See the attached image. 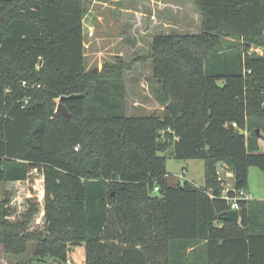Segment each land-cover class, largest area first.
Returning a JSON list of instances; mask_svg holds the SVG:
<instances>
[{
	"label": "trees",
	"instance_id": "obj_1",
	"mask_svg": "<svg viewBox=\"0 0 264 264\" xmlns=\"http://www.w3.org/2000/svg\"><path fill=\"white\" fill-rule=\"evenodd\" d=\"M114 1L0 0L4 253L32 247L34 259L66 264L82 247L84 264H264V201L240 202L238 224L218 218L229 210L226 173L246 191L249 169L264 172V0H194L201 31L156 35L145 56L162 109L130 116V66L116 56L84 67L88 4ZM59 102L69 118L56 115ZM167 157L203 161L204 188L169 185Z\"/></svg>",
	"mask_w": 264,
	"mask_h": 264
},
{
	"label": "rangeland",
	"instance_id": "obj_2",
	"mask_svg": "<svg viewBox=\"0 0 264 264\" xmlns=\"http://www.w3.org/2000/svg\"><path fill=\"white\" fill-rule=\"evenodd\" d=\"M82 25L83 35H87L89 28L93 32L90 39L84 37V43L88 45L84 49L87 71L100 68L104 63H113L116 56L130 66L125 76L126 110L130 116L161 110L151 92L152 66L145 57L149 54L153 37L172 33L198 34L201 31V16L194 0H122L88 4ZM166 171L169 185L182 181L178 176L184 172L185 179H190L198 188H204V162L201 160L178 161L167 157ZM225 182L226 185L231 183L228 175ZM247 186L252 191V197H264V172L250 168ZM5 189L14 192V188L9 186ZM16 189L21 192L23 185H16ZM12 194L16 197L18 193ZM23 197L19 199L23 200ZM17 201L18 198L14 202ZM31 248L24 255L12 257L7 256L0 245V264H57L51 259H34ZM198 253L200 255V251ZM69 260L71 264H84V249H74Z\"/></svg>",
	"mask_w": 264,
	"mask_h": 264
},
{
	"label": "built area",
	"instance_id": "obj_3",
	"mask_svg": "<svg viewBox=\"0 0 264 264\" xmlns=\"http://www.w3.org/2000/svg\"><path fill=\"white\" fill-rule=\"evenodd\" d=\"M92 36H93V32L91 31V28H89L87 32V38L90 39ZM84 47L88 48L87 43H84ZM75 150H77V148H75ZM185 174L186 173L182 172L178 176V178L182 180L180 181L181 183H183ZM155 191H157V188L155 189ZM221 199L226 201L229 210H237L239 212L241 209L240 202H249L251 200V196L245 190L237 191L234 188L225 187L224 190L222 191ZM66 264H71V261L67 260Z\"/></svg>",
	"mask_w": 264,
	"mask_h": 264
},
{
	"label": "water",
	"instance_id": "obj_4",
	"mask_svg": "<svg viewBox=\"0 0 264 264\" xmlns=\"http://www.w3.org/2000/svg\"><path fill=\"white\" fill-rule=\"evenodd\" d=\"M76 97H78V96L62 97V98H60V101L65 100V99H69V98H76ZM55 112H56V115L61 114L67 118L70 117V114L68 113L66 107L60 102H59ZM256 132H257V134L259 133L258 131H256ZM223 167H224V163L222 161L217 162L216 171H217V174L219 176L222 175ZM218 218L223 220V221H229V222L238 224L239 223V212L237 210H227V211L223 212L221 215H219Z\"/></svg>",
	"mask_w": 264,
	"mask_h": 264
},
{
	"label": "crops",
	"instance_id": "obj_5",
	"mask_svg": "<svg viewBox=\"0 0 264 264\" xmlns=\"http://www.w3.org/2000/svg\"><path fill=\"white\" fill-rule=\"evenodd\" d=\"M115 2H118V1H115ZM99 4H106V3H99ZM149 47H150V45H149ZM160 109H162V108H160ZM260 145H262L261 147H264V141H262L261 143H260ZM263 150V149H262ZM227 175H228V178L229 179H231V183L230 184H227L226 185V187H229V188H234V181H233V176H232V173H230V172H228V173H226V177H227ZM185 176H186V174H185ZM167 181H168V179H167ZM184 181H187V182H190V179H185L184 178ZM183 181V182H184ZM246 191L249 193V195L251 196V200L250 201H264V197L263 196H259V197H252V194H251V190H250V188L247 186V189H246ZM2 246V245H1ZM79 248H82V247H79Z\"/></svg>",
	"mask_w": 264,
	"mask_h": 264
}]
</instances>
